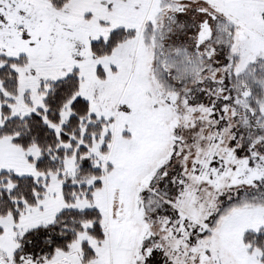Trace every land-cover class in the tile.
Returning a JSON list of instances; mask_svg holds the SVG:
<instances>
[{"label": "snow or ice", "instance_id": "snow-or-ice-1", "mask_svg": "<svg viewBox=\"0 0 264 264\" xmlns=\"http://www.w3.org/2000/svg\"><path fill=\"white\" fill-rule=\"evenodd\" d=\"M0 264H264V0H0Z\"/></svg>", "mask_w": 264, "mask_h": 264}]
</instances>
